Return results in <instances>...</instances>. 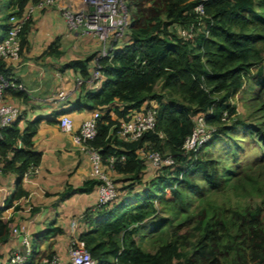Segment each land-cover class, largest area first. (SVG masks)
I'll list each match as a JSON object with an SVG mask.
<instances>
[{"label": "trees", "instance_id": "1", "mask_svg": "<svg viewBox=\"0 0 264 264\" xmlns=\"http://www.w3.org/2000/svg\"><path fill=\"white\" fill-rule=\"evenodd\" d=\"M32 1L8 0L9 12L1 23L6 32L11 27L10 17L21 16ZM132 2L136 3V10L129 27L130 43L116 48L111 60L101 59L105 74L101 87H84L82 93L87 107L101 111L97 134L91 143L100 148L105 162L115 155L114 169L128 176L131 182L123 187L127 196H122L121 200L84 211L83 218L96 216L93 227L79 236L85 239L95 264H200L198 261L225 264L220 257L223 237L219 235L222 228L219 221L216 228L205 223L204 233L193 252L183 249L186 241L178 231L172 232L155 249L144 248L137 241L136 233L141 224L150 218L153 220V215L157 214L155 192L161 185L165 188L159 199L174 203L180 193L173 186L177 181H188L191 172L204 168L209 172V182L213 185L221 182L214 161L202 160L199 152L211 144L219 132L231 131L229 119L237 109L230 99L243 87L246 74L256 68L253 75L264 83V32L255 24L263 18L251 15L255 13V0H130L131 5ZM201 4L203 14L196 10ZM30 23L28 19L20 32L23 50L28 44ZM176 24L194 32L193 37L178 34L174 29ZM47 52L60 54L62 50L54 42ZM96 53L70 59L64 67L78 68L82 76L87 77L90 61ZM4 68V60L0 59V71ZM158 82L162 84V91L156 89ZM10 91L19 96L26 92ZM146 100L148 104L156 101L158 107L155 129L144 132L136 140L120 137V121L129 117L131 108L144 106ZM199 113H204L206 122L215 130L200 146L186 149L183 144L193 133L195 116ZM20 117L21 114L11 124L0 127V168L5 173L18 174L14 199L29 194L23 178L40 164L43 155L34 143L39 120H30L21 128ZM147 147L169 151L174 163L182 165L178 175L163 174L145 182L146 162L139 150ZM187 162L186 169L183 166ZM181 172L183 175L179 178ZM98 183L99 179L92 178L78 189L90 191ZM72 188H66L63 195L69 194ZM112 203L117 204L114 211L109 207ZM238 215L247 227L252 252L249 258L240 260V264H264V201L247 216ZM13 228L14 219L0 208V242L13 233ZM54 230L60 232L62 228L58 226ZM55 255V250L34 248L25 264H48L43 260Z\"/></svg>", "mask_w": 264, "mask_h": 264}, {"label": "crops", "instance_id": "2", "mask_svg": "<svg viewBox=\"0 0 264 264\" xmlns=\"http://www.w3.org/2000/svg\"><path fill=\"white\" fill-rule=\"evenodd\" d=\"M64 3L83 5L80 0H57L54 5L34 9L27 33L28 44L12 67L28 90L24 96L9 91L5 97L6 101L20 106L21 128L30 120H39L34 143L43 155L40 164L23 178L29 194L14 199L18 174L5 173L0 168V208H4L6 216L14 219V227L25 226L32 236L35 249L55 250L63 264L70 259L71 219L96 204L98 194L96 188L90 191L78 189L85 181L96 178L93 166L88 152L74 140L72 133L63 132L59 126V119L65 112L72 115L78 128L94 110L87 107L82 99L85 86H79L76 82L78 76L82 75L80 70L64 65L73 58H86L101 47L96 35L81 34L79 30L68 27L60 10ZM131 8L134 13L136 3L132 2ZM1 23L4 22L0 20V40L7 34ZM174 29L178 34L189 30L179 24ZM129 32L118 41L116 48L130 43ZM54 42L59 44L62 50L60 54L47 52ZM92 67L93 60L90 61L89 70ZM148 102L146 100L143 104ZM109 171L111 175H124L115 169ZM143 177L147 182L145 173ZM69 186L73 190L63 195ZM116 205H109L111 211L117 209ZM95 216L91 214L88 218H80L78 235L93 227ZM58 226L62 228L60 232L54 230ZM22 240L21 234L12 233L0 242V264H8L10 254L23 249Z\"/></svg>", "mask_w": 264, "mask_h": 264}, {"label": "rangeland", "instance_id": "3", "mask_svg": "<svg viewBox=\"0 0 264 264\" xmlns=\"http://www.w3.org/2000/svg\"><path fill=\"white\" fill-rule=\"evenodd\" d=\"M127 2L130 5L132 21V5L130 0ZM255 2V13L251 15L263 18V21L258 19L255 24L264 32V0ZM0 8V20L4 22L9 12L8 0H0ZM255 71L256 68L254 72L246 74L243 87L230 99L237 109L235 115L229 119L231 131L219 132L215 140L199 152L202 160L214 161L217 177L221 182L219 185L209 182V172L204 168L191 172L188 181H177L173 186L180 193L174 203L162 202L159 195L165 186L158 187L155 192L158 212L153 215V220L150 218L141 224L136 233L137 241L144 248L155 249L172 232L178 231L184 237L182 240L186 241L183 249L193 252L196 242L204 233L205 223L209 222L216 228L219 221L222 224L219 235L223 237L220 245L223 262L240 264V260L250 257L252 252L247 240V227L238 213L247 216L264 201V83L255 78ZM161 86V82H158L156 89L162 91ZM214 130L213 127H206L211 135ZM150 150L158 151L164 159L170 154L166 149L157 150L151 147L140 151L146 162L144 173L147 182L155 176L162 177L163 174L178 175L182 165L164 162L161 166H156L148 156ZM187 165L188 162L183 167L187 169ZM182 175V172L179 173V178ZM112 177L117 188L115 201H119L122 196H127L123 187L131 180L122 174H114Z\"/></svg>", "mask_w": 264, "mask_h": 264}, {"label": "built area", "instance_id": "4", "mask_svg": "<svg viewBox=\"0 0 264 264\" xmlns=\"http://www.w3.org/2000/svg\"><path fill=\"white\" fill-rule=\"evenodd\" d=\"M83 5L77 6L70 3H64L60 6L61 13L65 18L70 29L79 30L81 34L92 33L98 37L101 47L93 59V67L89 75L78 76L77 84L85 86L88 89H97L101 87L105 78L103 64L101 59H112L114 50L118 41L126 36L131 25V11L127 0H80ZM57 3V0H34L29 3L21 16L12 15L10 17L11 27L3 39L0 40V59H3L5 70L0 71V125H9L21 114L20 106L5 100L6 94L10 89L27 91L28 88L13 72L12 67L21 58L22 43L20 32L28 19H30L34 9L37 6H51ZM200 13H204L203 5L196 8ZM208 32V31H206ZM186 38H192L194 32L191 30L182 33ZM158 107L155 103L146 104L140 108H131L129 117L120 121L119 136L136 140L148 130L155 129L157 122ZM101 111L96 109L90 117L85 119L81 125L76 128L72 115L65 112L59 119V126L63 132L72 133L73 138L89 154L94 176L99 179L96 186L97 202L91 209L97 210L115 200L117 188L115 181L110 174V169H114V162L117 159L111 155L107 162L104 161L100 148L93 145L91 140L96 137L98 119ZM196 127L193 133L187 137L183 144L186 149L200 146L207 141L211 133L206 131L209 125L204 117V113L195 116ZM214 128V127H213ZM145 148L139 150L144 151ZM148 156L156 166H161L164 162L173 164L175 159L169 154L165 157L158 151L150 150ZM33 169V167L31 168ZM30 169V170H31ZM85 212L73 216L71 219L72 237L69 244L70 260L65 264H95L96 260L87 247L85 239L81 238L78 232L80 218L85 216ZM13 233L21 234L23 237V249L14 250L9 256V264H25L33 254L32 236L27 232L24 225L14 227ZM48 264H63L60 258L55 255L52 259L43 260Z\"/></svg>", "mask_w": 264, "mask_h": 264}]
</instances>
